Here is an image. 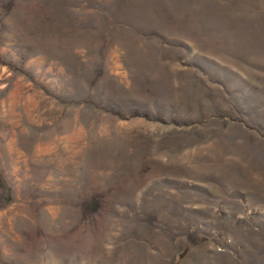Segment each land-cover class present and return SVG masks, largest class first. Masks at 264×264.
I'll return each instance as SVG.
<instances>
[{
  "label": "rangeland",
  "instance_id": "374dc122",
  "mask_svg": "<svg viewBox=\"0 0 264 264\" xmlns=\"http://www.w3.org/2000/svg\"><path fill=\"white\" fill-rule=\"evenodd\" d=\"M0 264H264V0H0Z\"/></svg>",
  "mask_w": 264,
  "mask_h": 264
}]
</instances>
